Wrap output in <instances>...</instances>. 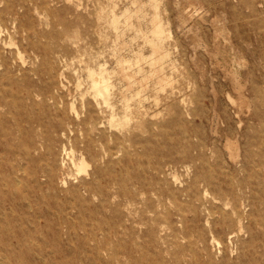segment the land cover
I'll use <instances>...</instances> for the list:
<instances>
[{"label": "rangeland", "instance_id": "374dc122", "mask_svg": "<svg viewBox=\"0 0 264 264\" xmlns=\"http://www.w3.org/2000/svg\"><path fill=\"white\" fill-rule=\"evenodd\" d=\"M6 7L0 33L14 45L5 46L0 65V197L27 195L4 177L8 140L16 146L13 157L26 165L17 125H29L18 118L21 105L54 123V133L37 127L31 135L35 144L54 135L48 162L56 164L63 144L78 155L83 146L75 135L62 142L55 127L80 128L92 101L88 72L101 69L113 84L114 117L103 107L92 136L108 142L114 154L102 165L126 179L128 192L96 194L71 211L54 189V211L36 220L34 197L25 209L0 200L13 219L9 231L35 238L0 246V264L264 260V0H0ZM45 46L51 52L44 59L38 52ZM28 90L39 94L32 110ZM98 149L85 155L89 163ZM43 190L34 189L40 198ZM40 207L47 209L45 199Z\"/></svg>", "mask_w": 264, "mask_h": 264}, {"label": "bare ground", "instance_id": "6f19581e", "mask_svg": "<svg viewBox=\"0 0 264 264\" xmlns=\"http://www.w3.org/2000/svg\"><path fill=\"white\" fill-rule=\"evenodd\" d=\"M6 11L7 7L4 9H0V18H3L5 16ZM118 25L119 20L116 18H112L111 26L117 28ZM153 33L156 39L152 41V44L155 50H159L161 49L160 41L162 40L163 36V28L160 26V24L154 28ZM0 44V65H5L3 50L5 46H12L14 45V43L11 37L9 41L3 39L0 33ZM50 52L51 49L48 46H45L40 49L38 53H40V55L45 59ZM88 75L91 79L92 101H88V112L80 120V128L72 129L70 128L68 122V124L60 123L55 127L57 129L55 131H58L60 133L59 138L62 142L63 140H68L69 142L74 141L71 135H75V142H79L83 146L78 150V155L75 154L73 149L69 150L66 145L63 144L60 150L55 153L56 164L54 165V163L48 162L46 156L54 155V135L49 134L42 137L39 140L38 144H35L33 142L31 135L35 132V128L37 127H46L49 130L51 129V131H53L52 133H54V123L48 125L43 123L39 118L30 116L29 113H24V110L27 111V108L25 105H21V109H23V112L17 113L18 118L19 120H23L29 125L27 128L25 126H22V124L19 122V124L17 125L18 132L25 136V140L23 143L24 147L23 149H21L20 154L23 157L26 165H21V163H18L13 157L15 155L16 146L14 145L12 140H8L6 148H4V155L6 157L4 168L8 172V174H6L4 177L6 185L8 187H15L18 190L23 187L26 189L27 195L17 198L11 191L1 192L2 196L0 197V200L2 204H4L5 202H10L12 206H15L16 203L19 202L22 209H25L24 207L27 206L32 208L33 206L31 205L29 199L30 197H34L36 211L33 215V219L36 220L39 217L46 215L45 212L54 211V189L58 193L65 194V200L67 202L64 206V209H68L71 211L80 210L84 206V204L87 203L88 198L96 194L106 193L107 195L110 194L109 196L116 198L121 196V194H125L126 192H128V190L123 187L126 179L115 170L106 169L102 165L103 159L105 158L106 154H114L112 150L107 148L108 142L102 136H99V138H95L92 136V131L94 129H97L98 125L100 124L98 120L99 115L105 112L103 107H107L112 110L110 114L112 116L111 122H113L114 112L112 108L113 102L111 101L113 84L110 81L111 77L103 69H101L98 73L90 70L88 72ZM26 94L28 99L33 100V104L31 106L32 110L35 107L34 98L38 97L39 94L35 93L33 90L26 91ZM124 123H126V119L121 122V124ZM4 132L6 133V135H8V137L12 138V128L4 129ZM98 147V151H96L93 158L91 159V163H89L85 155L87 153H92V149ZM36 153L38 155H36ZM15 161L16 163H14ZM43 163H45V167H43ZM20 173L23 177L20 176ZM40 177L42 178V180H40ZM41 181L44 182L41 183ZM69 181H73V183L75 184L72 187L64 189L65 187H68ZM58 183L63 188L59 189L60 185ZM42 186L46 188V192L41 195V198L45 199L46 201V210L40 207L41 198L38 197L39 195H37L34 191L35 188L44 191V187ZM48 191L50 192L48 193ZM68 195L70 196L68 197ZM26 200H29V203H26ZM0 210H2L1 207ZM13 213L14 208L11 209V214ZM2 214L4 217H6V227L4 228V230H6V233L5 235L0 233V246L8 247L13 246V244H16L17 246H23L29 240L30 242H33L35 240V238L33 237L32 239L26 240L19 234L14 233L13 231L10 232L9 228L11 226L10 224L13 222V219H8V213L4 210H2ZM230 221L234 222V219L230 218ZM21 222L22 223L20 225H24L25 220L21 219ZM236 222H241L240 215L236 219ZM20 228L21 231L25 229L22 226ZM233 233V231L230 232L229 239H232ZM6 257L8 258L7 255ZM208 264H213V261H211L210 259ZM237 264H264V260L251 258Z\"/></svg>", "mask_w": 264, "mask_h": 264}]
</instances>
